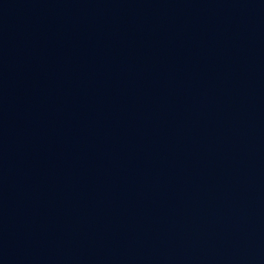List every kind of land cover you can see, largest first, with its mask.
Instances as JSON below:
<instances>
[{"label": "water", "instance_id": "water-1", "mask_svg": "<svg viewBox=\"0 0 264 264\" xmlns=\"http://www.w3.org/2000/svg\"><path fill=\"white\" fill-rule=\"evenodd\" d=\"M0 264H264V0H0Z\"/></svg>", "mask_w": 264, "mask_h": 264}]
</instances>
